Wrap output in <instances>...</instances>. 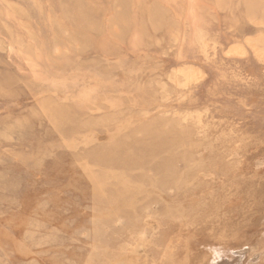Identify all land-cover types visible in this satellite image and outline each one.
<instances>
[{
  "label": "rangeland",
  "instance_id": "rangeland-1",
  "mask_svg": "<svg viewBox=\"0 0 264 264\" xmlns=\"http://www.w3.org/2000/svg\"><path fill=\"white\" fill-rule=\"evenodd\" d=\"M0 264H264V0H0Z\"/></svg>",
  "mask_w": 264,
  "mask_h": 264
}]
</instances>
